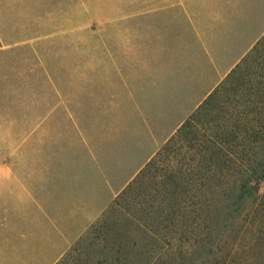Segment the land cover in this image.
I'll return each instance as SVG.
<instances>
[{
	"label": "crops",
	"instance_id": "obj_1",
	"mask_svg": "<svg viewBox=\"0 0 264 264\" xmlns=\"http://www.w3.org/2000/svg\"><path fill=\"white\" fill-rule=\"evenodd\" d=\"M159 17L173 31L142 41L159 55L140 62L142 77L134 78V62L111 61L126 71L94 78L87 100L60 93L30 132L29 178L15 163V180L61 235L59 212L82 214L81 234L264 35V0H206L197 11Z\"/></svg>",
	"mask_w": 264,
	"mask_h": 264
},
{
	"label": "trees",
	"instance_id": "obj_2",
	"mask_svg": "<svg viewBox=\"0 0 264 264\" xmlns=\"http://www.w3.org/2000/svg\"><path fill=\"white\" fill-rule=\"evenodd\" d=\"M263 183L264 35L91 225L113 254L76 264H264Z\"/></svg>",
	"mask_w": 264,
	"mask_h": 264
},
{
	"label": "rangeland",
	"instance_id": "obj_3",
	"mask_svg": "<svg viewBox=\"0 0 264 264\" xmlns=\"http://www.w3.org/2000/svg\"><path fill=\"white\" fill-rule=\"evenodd\" d=\"M205 2L0 0V264H47L58 255L56 262L66 256L68 264H76L79 258L93 261L113 254L110 247L96 246L92 251L83 247L94 240L87 233L103 213L79 234L82 214L59 212L64 235L59 234L15 180V163L18 173L29 178V135L49 102L61 100L62 92L73 102L87 100L94 78L122 76L126 71L110 69L111 61L134 62V78L139 80L145 71L140 62L159 59L158 47L142 41L151 42L159 28H166L164 35L173 31V21H160L159 15L163 19L197 11ZM49 77L59 84H49ZM62 79L67 81L61 84ZM48 203L54 210L52 201ZM112 237L106 241L109 245Z\"/></svg>",
	"mask_w": 264,
	"mask_h": 264
}]
</instances>
